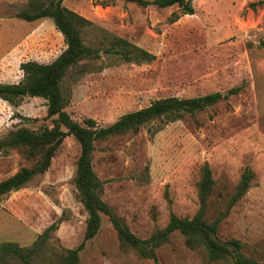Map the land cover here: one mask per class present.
<instances>
[{"label": "rangeland", "instance_id": "obj_1", "mask_svg": "<svg viewBox=\"0 0 264 264\" xmlns=\"http://www.w3.org/2000/svg\"><path fill=\"white\" fill-rule=\"evenodd\" d=\"M28 0H0V82L22 77L20 63L52 61L64 48L51 18L16 16ZM193 13L177 5L141 6L125 0H62L91 20L83 41L98 57L71 67L61 82L64 110L79 123L86 117L108 125L121 114L167 96L191 97L215 91L217 103L179 119H156L136 134L97 142L93 169L101 197L130 230L147 237L166 224L170 212L191 216L198 206L196 182L204 162L215 184L206 217L222 209L245 167L251 185L220 223L221 241L237 238L264 259V0H190ZM179 14L175 21L172 14ZM114 36L154 54L151 61H126L104 52ZM236 91L231 93V89ZM45 100L23 97L17 105L0 99V138L18 127L49 124ZM80 151L67 135L49 168L24 187L0 198V243L30 245L54 225L47 251L72 248L83 240L87 217L73 184ZM19 150L0 154V180L29 166ZM79 252L80 264H206L175 231L157 248V262L120 247L107 216Z\"/></svg>", "mask_w": 264, "mask_h": 264}, {"label": "trees", "instance_id": "obj_2", "mask_svg": "<svg viewBox=\"0 0 264 264\" xmlns=\"http://www.w3.org/2000/svg\"><path fill=\"white\" fill-rule=\"evenodd\" d=\"M99 1V0H91ZM141 6L154 5L162 8L177 5L181 14L193 13L190 0H125ZM16 16L24 21L51 18L55 28L61 33L65 48L50 62L26 60L19 67L22 77L15 83L0 82V99L17 105L25 97H40L45 100L46 118L49 124L41 128L18 127L0 138V154L12 149L19 150L30 162L13 174L0 180V198L24 187L35 177L43 174L67 135L78 142L80 151L76 160L73 184L78 198L86 211L83 240L72 248L61 247L58 251H47V241L54 225L47 227L30 245L22 246L16 242L0 243V264H80L79 252L87 239L95 236L101 226L102 215L107 216L116 232L119 245L125 250L134 251L140 258H150L157 262V248L167 243L173 232L183 236L186 247L198 250L206 264H264L246 250V243L237 238L221 241L217 237L220 223L229 214L231 208L247 192L253 178V171L245 167L222 209L210 219L206 217L209 198L215 179L211 168L204 162L199 169L196 182L198 206L191 216H179L170 212L166 224L156 227L147 237L135 235L124 219L117 215L101 197L102 181L93 169L92 156L95 144L110 138L136 134L139 129L156 119H179L184 112L193 114L215 103L222 97L215 91L191 97L167 96L157 98L148 105L121 114L108 125H98L93 118L86 117L82 123L72 119L64 110V97L61 82L67 71L85 58L98 57V48L88 46L82 38V29L90 25L91 20L62 5V0H28L19 9ZM179 14L170 16L171 21ZM104 52H119L126 61H151L154 54L129 42L120 36H114ZM231 93L236 91L232 88Z\"/></svg>", "mask_w": 264, "mask_h": 264}]
</instances>
